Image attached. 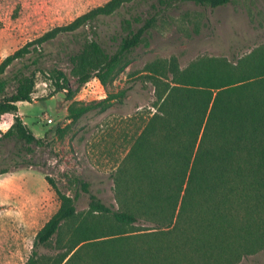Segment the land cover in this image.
<instances>
[{"label":"trees","instance_id":"16d2710c","mask_svg":"<svg viewBox=\"0 0 264 264\" xmlns=\"http://www.w3.org/2000/svg\"><path fill=\"white\" fill-rule=\"evenodd\" d=\"M137 1L108 0L4 58L0 117L11 114L13 123L0 143H43L17 115V105L32 101L36 74H44L40 57L46 44L68 36L80 43L64 52L73 83L60 70L48 71L54 92H64L72 101L92 79L107 86L156 18L122 20L124 34L113 52L101 46L95 24ZM192 1L214 9L232 0ZM17 63L21 66L11 71ZM152 71L165 77L164 65ZM168 72L171 78L157 97L156 112L112 175L118 207L105 205L78 179L77 188L89 199L87 214L80 215V193L70 197L45 176L60 205L37 232L26 264L43 263L38 248L54 237L60 244L64 233L69 238L50 264H235L264 250V46L232 62L201 59L183 70L172 63ZM125 92L86 106L71 105L68 118L76 122L92 109L121 101ZM139 222L152 228L132 230Z\"/></svg>","mask_w":264,"mask_h":264},{"label":"rangeland","instance_id":"374dc122","mask_svg":"<svg viewBox=\"0 0 264 264\" xmlns=\"http://www.w3.org/2000/svg\"><path fill=\"white\" fill-rule=\"evenodd\" d=\"M107 1L0 0V63L26 43ZM133 17H155L156 23L140 45L124 55L106 87L92 79L72 101L66 100L64 92H54L48 71L60 70L73 83L64 52L76 50L80 43L68 36L44 46L40 57L44 74H36L32 101L17 105V115L43 143L27 146L14 139L0 143V171H8L0 175V264H26L37 232L59 208V199L45 176L70 197L80 193L76 200L80 215L87 214L89 199L77 188L78 179L87 182L90 193L105 205L118 207L112 175L156 112L157 97L171 78L170 64L183 70L201 59L232 62L264 46V0H232L214 9L192 0H138L95 24L101 46L113 52L124 34L122 20ZM161 65L165 77L152 71ZM20 66L17 63L11 71ZM121 91H126L121 101L92 109L76 122L69 120L71 105L86 106ZM12 123L13 115L0 117V136ZM140 227L152 228L139 222L131 229ZM69 234L64 233L60 244L54 237L39 247L43 263L38 264H50L63 251ZM235 264H264V250Z\"/></svg>","mask_w":264,"mask_h":264}]
</instances>
